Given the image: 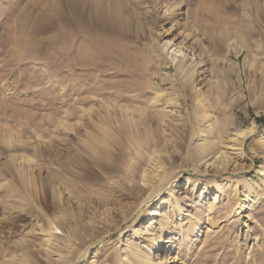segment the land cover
Returning a JSON list of instances; mask_svg holds the SVG:
<instances>
[{
  "label": "rangeland",
  "instance_id": "rangeland-1",
  "mask_svg": "<svg viewBox=\"0 0 264 264\" xmlns=\"http://www.w3.org/2000/svg\"><path fill=\"white\" fill-rule=\"evenodd\" d=\"M97 2L126 31L77 20L85 0H0V264H264V0ZM249 128L236 165L204 163Z\"/></svg>",
  "mask_w": 264,
  "mask_h": 264
},
{
  "label": "bare ground",
  "instance_id": "bare-ground-1",
  "mask_svg": "<svg viewBox=\"0 0 264 264\" xmlns=\"http://www.w3.org/2000/svg\"><path fill=\"white\" fill-rule=\"evenodd\" d=\"M88 2H89V0H85L84 6L83 7H80V9L78 8V10L76 8H74L75 12L77 13V16H76L77 17V20L78 19H81L83 21V23L86 26L90 27V28H95L96 25H97V29L98 30H100L102 32H108L109 34L115 35V36L117 34L123 33V31H126V29H127V22L123 18L122 8H121V6H119L117 4L118 2L117 3L115 2L116 6L113 5V7H110L109 8V10H106L105 7H103V5H104L103 2L102 3H99V2L94 3L93 6L91 5L92 7L91 6L90 7L93 8V9H91L92 10V13L89 15V17L91 18V21L88 20V16L85 14V11H86L85 8L87 7V4H90ZM79 11H81V12L78 13ZM64 12H66V11H64ZM59 15H60V13H59ZM85 15L87 16L86 18H85ZM40 17H44V15H41ZM77 20H74V22H73V29H74V32L77 34V36H79V35L82 34L83 29L78 26ZM92 21L95 22V26H93ZM70 24H71V22H70ZM100 31H98V32H100ZM113 39H116V38H113ZM87 42H89V41H87ZM115 42H114V44H115ZM173 46H175V45H173V44L170 45V43H168V44H165V46L163 47V49H164V52H166V54H169L168 51L171 50L172 62H175L176 57L181 56V55L184 56V53H183V49L184 48L177 47L176 46V47H174L172 49ZM108 48H110V47H108ZM172 53H174V55ZM176 54H178V55H176ZM18 55H20V54H18ZM114 55L115 54H113V56ZM181 63H183V61H181ZM194 89H195V87L193 88V90ZM198 94H199V92H193V94H192L193 95V97H192L193 98V101L195 102V104H196L197 107L200 106V100L198 99V96H199ZM199 109H201L200 111L206 115L205 116L206 118L207 117L210 118V115L209 114L207 115V107L205 105L202 104L198 108V110ZM127 110H128V112L130 111L129 109H127ZM131 112H129V113H131ZM127 116L125 115L124 117L127 118ZM124 121H125V123L127 122L126 120H124ZM212 127H213V125L211 124L210 125L211 130H212ZM254 132H255V130L252 129V128H249V129H246V130L236 131L231 136H228L227 138H225V140L223 141L224 142L223 146H220V147L216 148V150L214 152H207L204 155V157H203L204 163H207L208 166H209V165H213L215 162L220 163V161L218 162V160H223V161H226V162L230 163V166L236 165L237 164L236 161H241V158H239V156L242 154V152L244 150V146H245L246 139L249 138L250 136L254 135ZM210 144H211L210 142L201 141L200 143H197V146L201 147L202 149H207L210 146ZM259 148L264 153V142L263 141H261V143H259ZM220 149L222 151H218ZM92 152H93V155H92L93 156V161H94V163L97 166H100L105 160H109V158H110L109 152H108V144H106L105 142H102L101 143V146L98 147V148H92ZM69 161L75 162L77 164V166L81 170L82 169H85V168L88 169V164H86L84 161H82L80 159L74 161V159L70 158ZM98 168H100V167H98ZM258 172H259L260 176L264 177V166H261L259 168ZM172 183H173V181L172 182L170 181V183H168V182L167 183H163V182H161L159 180V181L156 182V186H154L153 188L148 189L147 193L138 201L136 207H134V211H133V214H132L131 219H130V220H132V224H134L135 222H137L141 218L142 213L144 212V210L148 206L153 205L155 201H158L159 200V198L161 197V194L164 193V191L166 189L170 188V186L173 185ZM173 186H175V185H173ZM177 188H179V190L182 189V187H180V186L174 187L173 190L170 193V196L171 197L174 196V192H175V190ZM249 199H250L249 194H247V195L244 196L245 203H243V205L240 208H237L235 210V213L237 214V216L240 214V212H239L240 209L242 210L244 207H246V206L248 207L250 205L249 203L251 201ZM176 203H177V201H176ZM150 213L151 214H154V215L157 214L155 212V207H154V209H152L150 211ZM207 216H209V214H207ZM148 224H149L148 225L149 230L152 229V228H154L153 227V225H154L153 222L151 223L150 221H148ZM149 230L147 229L145 231V233L147 232L146 235L148 236V239L146 241L151 242V241L154 240V238H152V237L155 236L156 234L153 233V232H151V231H149ZM159 230L160 231L163 230L162 231L163 234H166L167 233V229L166 228H163V229L161 228ZM162 232H160V233H162ZM171 243H172L171 240H168V239L161 241L160 244H163V245L169 244V245L166 246V253L169 252L170 250H172V244ZM95 263L98 264V262L95 259H92L90 261V264H95ZM136 264H141L140 259H137L136 260Z\"/></svg>",
  "mask_w": 264,
  "mask_h": 264
}]
</instances>
